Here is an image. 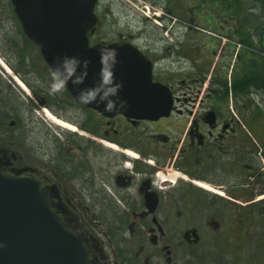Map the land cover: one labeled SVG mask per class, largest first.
Listing matches in <instances>:
<instances>
[{
    "label": "flooded vegetation",
    "instance_id": "1",
    "mask_svg": "<svg viewBox=\"0 0 264 264\" xmlns=\"http://www.w3.org/2000/svg\"><path fill=\"white\" fill-rule=\"evenodd\" d=\"M248 1L96 0L90 46L144 54L171 93L158 118L104 114L8 62L31 88V115L26 154L11 119L17 145H0V167L38 180L92 264H179L178 246L207 232L264 258V18Z\"/></svg>",
    "mask_w": 264,
    "mask_h": 264
},
{
    "label": "water",
    "instance_id": "2",
    "mask_svg": "<svg viewBox=\"0 0 264 264\" xmlns=\"http://www.w3.org/2000/svg\"><path fill=\"white\" fill-rule=\"evenodd\" d=\"M12 2L26 35L40 46L53 72L72 58L65 82L80 104L107 115L158 118L169 113V88L153 81L151 62L140 50L89 45L96 0ZM112 87L116 95L105 96ZM108 99L115 101L111 110L105 108ZM0 264H92L84 242L52 210L38 181L1 167Z\"/></svg>",
    "mask_w": 264,
    "mask_h": 264
},
{
    "label": "rangeland",
    "instance_id": "3",
    "mask_svg": "<svg viewBox=\"0 0 264 264\" xmlns=\"http://www.w3.org/2000/svg\"><path fill=\"white\" fill-rule=\"evenodd\" d=\"M248 2L244 5H250L251 1ZM257 2L258 7L255 4L256 9L254 6V10L257 11L260 18H264L262 2L260 0H257ZM207 26L211 27L212 24L202 25L203 28ZM0 51L2 52L0 57L11 69V72H9L0 62V145L2 150L11 152L17 145L15 134L17 131L22 130L24 139L21 140L23 142L21 147L25 151L23 154H26V137L30 127L28 118L31 115V108H29V103L32 101L30 98L32 96L31 88L14 71L11 65L13 64L23 70L21 72L26 77H28L27 68L36 70V73L39 74L38 80L43 83L41 85L44 89L47 86L50 87L54 79L53 75L45 70V64L43 58L39 55V51L27 41L20 29H17L13 17V7L8 0H0ZM36 73L34 72V74ZM14 74L25 83L26 87L18 84L16 77L13 76ZM40 81L36 85H39ZM63 90V87L59 88L57 90L58 94L64 96ZM11 119L17 120V124H20L17 131L14 127L16 122L13 126L10 125ZM204 234L205 238L197 248L185 243L178 246L179 264H264V258L254 257L257 256V248L253 242L234 243L223 232L219 236L218 234L212 235L210 232ZM191 251L196 252L193 259L187 258V254Z\"/></svg>",
    "mask_w": 264,
    "mask_h": 264
},
{
    "label": "clouds",
    "instance_id": "4",
    "mask_svg": "<svg viewBox=\"0 0 264 264\" xmlns=\"http://www.w3.org/2000/svg\"><path fill=\"white\" fill-rule=\"evenodd\" d=\"M72 64H73L72 58H68L62 61L60 65H57L56 71L53 73L54 82L50 87V91H57L59 88L63 87L65 80L69 78L67 74H70L73 70ZM74 83H79V81H74ZM107 95L115 96L116 88L115 87L109 88L105 93V96ZM89 97L94 98V94L90 92ZM101 99H104V96H102ZM114 105H115V101H113L112 99H108L107 103L105 104V108L107 110H111L114 107Z\"/></svg>",
    "mask_w": 264,
    "mask_h": 264
},
{
    "label": "bare ground",
    "instance_id": "5",
    "mask_svg": "<svg viewBox=\"0 0 264 264\" xmlns=\"http://www.w3.org/2000/svg\"><path fill=\"white\" fill-rule=\"evenodd\" d=\"M0 62L3 64V66L8 69L9 72H11V69L10 67H8V65L3 61V59L0 57ZM16 77V79L18 80L19 84L22 86V87H26L25 83L19 78L17 77L15 74L13 75ZM46 113L48 114V116L53 119L56 123L58 124H61L62 126H65L67 128H71L73 129L74 127H72L71 124H69L68 122L60 119V118H57L54 114H52L51 112H49V110H46Z\"/></svg>",
    "mask_w": 264,
    "mask_h": 264
},
{
    "label": "trees",
    "instance_id": "6",
    "mask_svg": "<svg viewBox=\"0 0 264 264\" xmlns=\"http://www.w3.org/2000/svg\"><path fill=\"white\" fill-rule=\"evenodd\" d=\"M261 2H264V0H260Z\"/></svg>",
    "mask_w": 264,
    "mask_h": 264
}]
</instances>
